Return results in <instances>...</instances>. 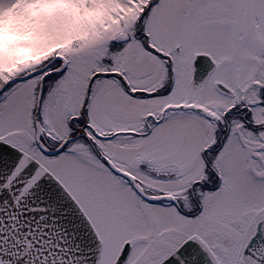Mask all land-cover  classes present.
I'll return each instance as SVG.
<instances>
[{
  "label": "snow or ice",
  "instance_id": "1",
  "mask_svg": "<svg viewBox=\"0 0 264 264\" xmlns=\"http://www.w3.org/2000/svg\"><path fill=\"white\" fill-rule=\"evenodd\" d=\"M0 264H264V0H0Z\"/></svg>",
  "mask_w": 264,
  "mask_h": 264
}]
</instances>
